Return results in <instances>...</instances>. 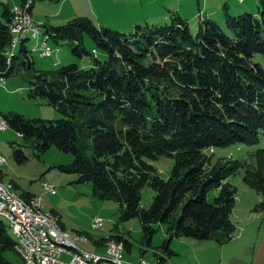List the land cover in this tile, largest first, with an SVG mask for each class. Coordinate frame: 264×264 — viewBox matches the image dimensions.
Here are the masks:
<instances>
[{
  "label": "trees",
  "instance_id": "16d2710c",
  "mask_svg": "<svg viewBox=\"0 0 264 264\" xmlns=\"http://www.w3.org/2000/svg\"><path fill=\"white\" fill-rule=\"evenodd\" d=\"M10 15L5 9L0 16V70L11 41ZM225 26L231 35L206 18L195 34L175 15L129 32L100 27L88 17L52 26L46 31L51 40L73 43V54H90L83 43L88 34L107 57L94 54L91 67L70 63L36 70L23 41L4 72L9 76L20 64L34 69L29 95L46 98L62 117L31 119L18 112L4 117L39 153L51 146L72 153L73 161L60 168L76 173L78 183L92 182L100 198L117 201L121 220L138 218L150 235L147 244L156 224L170 238L228 241L236 228L231 219L236 187L227 180L245 168L244 182L262 195L257 209L264 208V149H257L259 165L253 168L240 159L212 164L208 150L253 145L264 135V68L253 61L256 53L264 55V0L258 14L227 12ZM161 156L174 158L168 177L152 163ZM15 157L26 158L21 148ZM145 185L156 192L148 208L142 205ZM215 188L219 194L209 201ZM15 243L0 218V264H16L6 256L18 254Z\"/></svg>",
  "mask_w": 264,
  "mask_h": 264
},
{
  "label": "rangeland",
  "instance_id": "374dc122",
  "mask_svg": "<svg viewBox=\"0 0 264 264\" xmlns=\"http://www.w3.org/2000/svg\"><path fill=\"white\" fill-rule=\"evenodd\" d=\"M27 2L28 0H25L23 3L16 5L24 6L27 4ZM33 2L34 1L31 0L29 2V6ZM6 3L10 4V1L0 0V16L2 15L5 8L3 4ZM14 6L10 8L11 15L9 22H11L12 19V8ZM29 6L27 7L30 13L31 7L29 8ZM196 16H198V13ZM130 17L131 15L128 16V18ZM118 19L119 18L114 17L113 22L115 26L122 27L123 24H125L126 27H130L140 23L158 24L151 20L142 21L140 23L137 22V20H144L145 18L126 22L120 21ZM195 20L196 19L193 21ZM219 24L226 33L229 35L232 34V31L227 28L225 24ZM191 28L196 34L197 31H195V24L191 23ZM49 40L50 41H48V44L53 49V54L51 56H40L39 51H30L29 53L30 57L34 59V67L36 70L54 71L60 66L70 63H77L84 67H91L95 63V55L98 56L99 59H105L107 57L106 52L100 48L88 34L84 35L83 43L90 54L83 57L73 54V43H55L53 40H51V37ZM37 42L35 40H28L26 43L29 49H32L34 45H37ZM39 43L41 45L42 40H40ZM9 48L10 43L9 46L6 47V52L9 50ZM56 49L59 50L55 53ZM17 52L19 54L18 50ZM253 61L260 63L264 68L263 54L256 53L253 57ZM12 63L11 65H13ZM5 66L6 62L2 68L4 69ZM33 80H35L34 69L26 68L22 64L18 65L16 71L9 75L7 84L3 85V87H0V111L5 115H8L12 112H18L31 119L56 120L61 118L62 115L60 112H58L56 107L50 104L46 98L29 96ZM0 115L2 114L0 113ZM18 148L23 150L26 156L24 160H18L15 157V151ZM259 148L264 149V135L261 136L260 141L256 144L249 145L234 143L227 147L214 148V152L208 150V154L212 155V164H214L218 158L235 160L240 159L241 161H244L243 163L245 167L249 165L250 168H253L252 165H259L258 157H260V154L257 153V149ZM90 153L91 151L89 154ZM0 157L5 159V162L0 165V173H2L1 178L4 180L2 181L0 178V181L3 183L5 182V184H11L13 190L15 191L13 183L6 182L14 179V181H16L18 193L22 194L24 191L27 192L29 190L38 193L34 197H31L32 199L29 198V200H38L40 197H42L45 206L43 207L44 211L53 214L57 218L59 217L58 220H60V226L66 233L69 234L71 232L62 226V218L67 224H69L68 229H70V226H73V228L75 227L89 231L92 230L95 232L103 231L105 228V222L110 220V229L119 233L125 232L126 229L130 228V225L133 226L134 224L133 229L128 232L133 236L134 239L147 244V240L150 235L148 234L147 237L145 236V233L142 231V225L138 218L121 220L120 204L117 201L100 198L94 193L92 182L86 181L83 183H78V175L76 173H68L60 168V166L67 165L73 161L74 156L72 153L62 152L56 146H51L45 153H39L32 144L31 139L21 137L15 129L10 127L7 131H0ZM152 163L158 168L161 176L168 177L171 168L174 165V158L169 156H161L157 160L152 161ZM244 172L245 168L241 169L236 175L230 176L227 180L236 187V204L231 214V219L236 228L228 241L218 243L215 240H198L191 237L174 239V245L176 247H182L183 244H181L182 242L179 241H183L184 239L198 242L204 241L200 243H209L208 246L203 244L202 247H199L198 255L191 257L193 264H219L221 254L224 256L226 264H264V208L257 209V205L263 199V197L254 188L244 182ZM45 183L54 185L56 192H47L45 189ZM19 184L20 186H18ZM17 192L16 194H18ZM155 194L156 192L151 186L145 185L142 189V205L148 208L151 205ZM218 194L219 189H213L208 195V200L213 201L214 198L218 196ZM18 196L25 199L26 201H29L19 194ZM100 214H102V216ZM92 216H94L92 219L93 225L92 228L89 229L88 221H90ZM0 218L5 222L9 233L13 235L8 219L5 217ZM96 218H102L103 221L102 225L98 228L94 226ZM114 222L117 224V228H114ZM155 227L158 228L156 225ZM69 235L74 238L78 248H83L79 245L78 240H89L87 236H82L75 233H71ZM169 237V235L166 236L162 226L160 229L158 228V230L153 234L151 240L153 241L154 246L163 248V243L166 241L165 239H169ZM102 238L105 241V252L107 251V241L112 240L120 243L123 248V257L126 263L135 264V262L138 263V261L146 260L152 264L151 261L148 260V258H153L151 254L150 256H147L148 258L145 256H140L135 261L126 260L125 255H127L128 252L125 248V244L122 240L118 239L115 234L112 235L111 233H105L102 235ZM222 244L225 245L224 250H221L223 246ZM70 249L75 248L70 247L69 250ZM86 250L91 251L89 249ZM105 252L98 254L106 255ZM6 256L14 263L22 264V258L19 254L9 252L6 254ZM161 258L165 259L166 256L163 254ZM105 262L113 263L114 261L111 262L108 259H103L101 264ZM156 264L162 263L159 261Z\"/></svg>",
  "mask_w": 264,
  "mask_h": 264
},
{
  "label": "crops",
  "instance_id": "0c3cea01",
  "mask_svg": "<svg viewBox=\"0 0 264 264\" xmlns=\"http://www.w3.org/2000/svg\"><path fill=\"white\" fill-rule=\"evenodd\" d=\"M9 1L10 4H3L5 7L4 10L10 9L16 4H21L24 0ZM259 4L260 0H34L30 11L32 16L37 21L42 22L44 31H47L52 26L65 24L77 17H88L100 27H109L123 32H129L133 30L134 26L126 27L125 24H123L122 27L115 26L113 22L114 17H117L119 18L118 20L124 22L145 18L144 20H137V22L140 23L142 21L151 20L159 24L170 22L173 15L187 20L190 27L191 23L195 24V31H198L199 24L206 18H212L218 23L225 24L227 12L233 15H238L245 12L258 14ZM197 13L198 16H196ZM129 15H131L130 18H128ZM194 19L196 20L193 21ZM26 47L29 49L27 43ZM58 50L59 49H56L55 53L58 52ZM7 81L8 78L4 84L0 85V87L6 85ZM0 113L5 116V114L1 111ZM1 175L2 173H0V178ZM1 180L3 181L4 179L1 178ZM6 182H12L14 185V189L17 192V185L14 179ZM18 186H20V184ZM9 187L13 192H15L11 184H9ZM18 194L24 196L26 199H29L31 197H34L38 193L29 190L27 192L24 191L22 194ZM100 215L102 216V214ZM94 216H92L90 221H88L89 229L92 228V219ZM109 223L110 220H107L104 224V230L95 232L92 230L89 231L85 229H78L75 227L73 228V226H70V229H68L69 224H67L62 218V226H64L65 229L69 230L71 233L87 236L89 238V240L87 241H83L82 239L78 240V243L81 247H83V249H89L93 251V253L105 252L106 247L105 241L102 238L103 234L111 233L112 235L115 234V236H123L124 239L128 240V242L130 243V246L125 247L128 252V254L125 255V259L128 261H135L140 256L147 257L151 254L153 258H147L149 261H151L152 264H156L159 261H161L162 264H193L191 257L198 255V248L202 247L203 244H205V246H208L209 244L200 243L204 241L198 242L194 240L184 239L183 241H179L182 242L181 244H183V246L176 247L174 245V239H180L182 237H169V242L167 244L164 242L163 248H158L154 246L152 240H150L148 244H144V242H140L134 239L133 236L128 232L133 229L134 224L133 226L130 225V228L126 229L125 232L119 233L110 229L111 224ZM156 226H158V228L160 229L163 225L156 224ZM114 228H117V224H115V222ZM163 228L167 236V230L164 226ZM142 231L144 232L143 229ZM224 248L225 245L222 246L221 250H224ZM67 254L75 258L71 253L67 252ZM67 254H63V257H68ZM163 254L166 256L165 259L161 258ZM80 264H87V261L80 260ZM102 264L113 263L105 262ZM219 264H226L224 256L222 254L220 256Z\"/></svg>",
  "mask_w": 264,
  "mask_h": 264
},
{
  "label": "built area",
  "instance_id": "2783aa9c",
  "mask_svg": "<svg viewBox=\"0 0 264 264\" xmlns=\"http://www.w3.org/2000/svg\"><path fill=\"white\" fill-rule=\"evenodd\" d=\"M31 0H28L24 6H14L13 16L10 26L11 41L15 38H22L23 41L37 39V30L41 28L42 22L35 20L33 17L28 16V5ZM50 35H46L43 40V47L37 48L32 51H39L41 56H51L53 50H47V40ZM7 73H4V69L0 70V85L6 82ZM9 128L7 119L0 115V131H6ZM5 162V159L0 157V165ZM45 189L47 192L55 193L56 189L54 185L45 183ZM36 203H44L42 197L35 200ZM0 206L1 211L9 213V217L13 218L17 222L19 239L22 241L23 246H28L31 252L30 263L24 264H80V258H73L67 252L55 250L53 243L50 242L49 237L45 236V229H56L60 235H62L63 241H71L75 243L74 239H71L65 231H61L57 225L50 221L49 216H40L38 211L35 215H28L26 208L22 203H18L15 197L5 192V188L0 186ZM96 225L100 227L102 225V218L95 219ZM76 244V243H75ZM111 246V244H110ZM63 254H67L68 258H64ZM113 258H116V264H128L121 262L119 255L110 253ZM85 257H87V264H101L103 256H97V254L88 253L85 251ZM133 264V263H129ZM135 264H143L141 261Z\"/></svg>",
  "mask_w": 264,
  "mask_h": 264
},
{
  "label": "bare ground",
  "instance_id": "6f19581e",
  "mask_svg": "<svg viewBox=\"0 0 264 264\" xmlns=\"http://www.w3.org/2000/svg\"><path fill=\"white\" fill-rule=\"evenodd\" d=\"M32 4L30 6L28 5L29 8L32 6ZM30 13H29V9H28V16L29 17H32ZM12 16H13V9H12ZM42 28H43V25H41V28L39 30H37V39H35V41H38L37 42V45L34 46L30 50H36L37 48L43 47V40L46 37V35H48V33L46 31H43ZM49 39L47 40V50H53L49 46V44H48V41H50ZM40 40H42V44L41 45L39 43ZM21 43H22V38H15V39H12V41L10 42V48L6 52V61L5 62L7 63V66H8L7 69L10 68V65L12 63L14 54L17 52V50L20 47V44ZM7 78H6V80H7ZM0 186L1 187H4L5 188V192H7L9 195L15 197V199H16V201L18 203H22L25 206L26 212L28 213V215H35L36 211H38V213H39L40 216H49L50 221L53 222V223H55L57 225V227L61 231H64L61 228V226H60V220H58L59 217L57 218L53 214L44 211V209H43V207H45L44 206V203H36L35 199L31 200L32 198L30 200L27 199L29 201H26L25 199H23L20 196H18L15 192H13L10 189L9 184H5L2 181H0ZM52 213H53V211H52ZM0 216L7 218L8 221H9V223H10V228H11L12 233L15 236V239H16L15 250L21 256L22 262L23 263H30V260H31V252L29 251V247L28 246H23L22 241L19 239L18 227H17L16 220L13 219V218H10L8 212L1 211V206H0ZM58 221H59V223H58ZM94 226L98 228V226L96 225V222H94ZM69 234H71V233H69ZM69 234L67 233V235H69ZM45 236H48L49 237V240H50L51 243H53V248L55 250L69 252L75 258H80V260L87 261V257H85V251H88V250H85L83 248H78L77 245L75 243H72L71 241H63L62 240V235H60L56 229H45ZM70 238L71 239H74L72 236H70ZM107 242H108V244H107V251L105 252L106 255H102V254H98V253H93L91 251H88V253L97 254V256H103V259H108L111 262L114 261L113 263L116 264V258H113L110 255V253H112V254H115V255H119L120 258H121V262H126L124 260V257H123V249H122L121 245H119V243H117L116 241H112V240L111 241H107ZM110 244H111V246H110ZM70 247H74L75 249H70L69 250ZM141 262L143 264H150L146 260H141Z\"/></svg>",
  "mask_w": 264,
  "mask_h": 264
}]
</instances>
